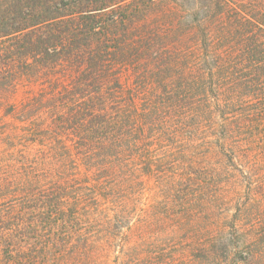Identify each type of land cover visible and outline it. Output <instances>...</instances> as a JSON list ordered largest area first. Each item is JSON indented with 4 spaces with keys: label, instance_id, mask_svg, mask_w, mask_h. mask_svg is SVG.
Masks as SVG:
<instances>
[{
    "label": "trees",
    "instance_id": "16d2710c",
    "mask_svg": "<svg viewBox=\"0 0 264 264\" xmlns=\"http://www.w3.org/2000/svg\"><path fill=\"white\" fill-rule=\"evenodd\" d=\"M147 2L0 0V76L29 74L56 65L77 67L81 76L77 86L65 92L77 95L73 101L77 114H64L68 108L63 102L64 112L58 120L76 121L83 132L91 136L93 150L78 158L82 161L81 167H88L87 158L100 161L104 154L105 161L114 164V170L106 172L101 179L102 193L109 191L106 197L102 196L109 201V208L103 207L105 204L97 201V194L84 184L67 185L53 180L56 171L45 170L43 178L48 182L42 188L38 186L39 181L35 182L38 176L25 174L31 177L6 179L5 174H0L3 178L0 184V258L7 264H40L37 259L50 253L57 259L67 252L88 254L96 245L88 232L94 222L90 208H83L84 201L99 206L100 212L122 209L129 200H134L125 195L126 190L139 183L136 176L142 177L146 171L156 179L163 175L174 178L166 182L169 187L185 184L186 191L194 190L192 177L198 175L197 168L171 157L181 148L164 151L160 161L156 157L143 158L149 150H146L148 143L142 145L136 136L138 132H145L142 119L137 115L146 116L159 107L165 112L166 120H175L178 130L192 135L184 120L190 123L189 120L198 115L200 129H209L208 123L212 122L202 117L207 115L205 111L212 112L211 105L215 102L223 124L237 119L236 115L246 116L250 118L247 129L255 135L254 129L261 125L256 122L258 117L264 123V23L248 15L247 3L225 0L227 10L217 19L219 28L215 27L210 34L204 32L202 40H197L184 54L187 56H181L183 49L180 48L171 50L162 45L158 46L159 51H153L151 43H164L167 36L145 35L143 38L142 34H136L138 29L131 27L152 7V2L150 6ZM236 48L239 49L236 51ZM212 55L213 66L208 63ZM148 56H153L154 67L145 68ZM3 65L8 68L13 65L17 70L6 75ZM185 68L192 73L185 76ZM128 69L136 71L129 97L144 89L146 84L143 83L148 79L152 80L148 86L152 92L145 91L148 98L143 100L149 102L150 108L141 111L134 104L133 108L124 104L110 113L105 97L123 94L119 73ZM167 74L173 77L165 78ZM0 83L5 85L1 79ZM152 85L158 86L159 92L154 93ZM160 99L163 101L156 102ZM202 107V111L190 112ZM129 122L136 124L129 125ZM127 124L133 129L125 134L122 125ZM191 125L196 128V124ZM167 126L166 133L172 136L174 124ZM244 130L245 127H238L237 133ZM5 172L8 170L1 173ZM84 191H91L92 196ZM186 200L191 203L189 206L194 205L189 197Z\"/></svg>",
    "mask_w": 264,
    "mask_h": 264
},
{
    "label": "rangeland",
    "instance_id": "374dc122",
    "mask_svg": "<svg viewBox=\"0 0 264 264\" xmlns=\"http://www.w3.org/2000/svg\"><path fill=\"white\" fill-rule=\"evenodd\" d=\"M232 1L247 3L248 15L264 23V0ZM150 2L152 7L131 27L138 29L136 34H142L143 38L167 36L168 41L163 40L165 44L151 43L153 51H159L158 46L162 45L165 49L180 48L181 56H187L184 54L197 40H202L204 32L210 34L215 27L219 28L217 19L227 10L225 0H148V6ZM208 60L213 66L214 56ZM187 63L190 65L191 60ZM15 67L3 65L4 73L16 72ZM149 67H154L153 56L147 57L145 68ZM77 70L74 66L56 65L29 74L0 76L5 84L0 85V174H5L6 179L38 176L35 182L39 181L42 188L48 182L43 178L45 170L56 171L53 180L67 185L84 184L97 194V201L105 204L103 207L109 208V201L102 197L109 191L102 193L101 179L106 172L114 170V164L105 161L104 154L100 161L87 158L88 167H81L82 156L93 150L91 136L76 121L58 120L64 112L63 102L68 108L64 114L76 113L73 101L77 95L65 92L77 86L81 77ZM135 73L129 69L119 73L124 92L105 97L110 113L124 104L129 108L134 104L141 111L150 108L149 102H144L148 98L144 92H152L148 89L152 80L148 79L143 83L144 89L129 97ZM191 73L190 69H184L185 76ZM152 88L154 93L159 92L158 86ZM160 101L163 100H156ZM211 106L212 112L205 111L207 115L202 117L212 122L208 123L209 129H200L198 115L190 123L184 120L192 135L178 130L175 120H166L165 112L159 107L146 116L137 115L145 132L136 136L142 145L148 143L146 150H149L143 158L156 157L160 161L164 151L181 148L171 157L197 168L198 175L192 177L193 191H186L185 184L169 187L166 182L174 178L163 175L164 179H156L146 171L142 177L136 176L139 183L126 190L125 195L134 200H129L122 209L100 212L99 206L84 201L83 208H90L94 222L88 232L96 245L88 254L67 252L57 259L50 253L37 261L40 264H264V123L258 117L256 122L261 125L251 135L247 129L250 118L236 115L237 119L223 124L215 102ZM203 109H190V112ZM168 123L174 124L172 136L166 133ZM191 123L196 124L195 129ZM128 124L122 125L125 134L133 129ZM238 127L245 130L237 133ZM83 146L86 149L82 150ZM199 168L208 170L199 171ZM5 170L8 172L1 173ZM91 191L84 192L92 196ZM187 197L193 200V206L188 205L191 203ZM0 264L7 262L0 258Z\"/></svg>",
    "mask_w": 264,
    "mask_h": 264
}]
</instances>
